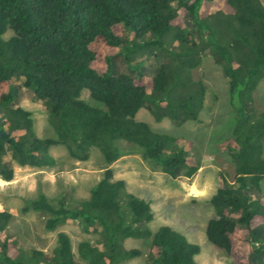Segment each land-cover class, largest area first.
Returning <instances> with one entry per match:
<instances>
[{"label":"trees","instance_id":"obj_1","mask_svg":"<svg viewBox=\"0 0 264 264\" xmlns=\"http://www.w3.org/2000/svg\"><path fill=\"white\" fill-rule=\"evenodd\" d=\"M7 30L13 35L0 54V179L5 182L15 179L13 162L20 167L53 165L48 150L56 145L65 146L78 161L97 148L110 166L120 158L118 140L140 147L171 178H190L199 169L190 155L193 143L153 131L136 114L146 107L156 121H197L205 88L199 82L177 100L154 104L146 103L148 93L174 89L185 72L199 67L206 52L240 101L264 68V0H0V36ZM120 53L130 73L113 76ZM144 55L157 61L154 76L139 70ZM14 79L35 100L46 102L56 138L35 135L31 114L15 105ZM82 90L104 108L87 105L80 99ZM234 107L231 135L216 143L229 154L234 177L231 181L219 172L209 200L214 216L206 222L205 235L230 264H264V112L250 118L244 101ZM124 188L107 167L87 201L69 209L62 198L41 196L22 211L46 213L47 231L61 222L83 220L84 232L99 235L78 244L88 264L139 256V250L123 248L128 238L151 239L147 264H195L199 247L182 233L166 226L152 233L124 223L118 202ZM128 205L134 223L153 219L150 202L128 195ZM11 219V212L0 210V264H23L16 260L19 246L9 228ZM29 257L31 264H77L64 232L56 234L52 253L32 249Z\"/></svg>","mask_w":264,"mask_h":264},{"label":"rangeland","instance_id":"obj_2","mask_svg":"<svg viewBox=\"0 0 264 264\" xmlns=\"http://www.w3.org/2000/svg\"><path fill=\"white\" fill-rule=\"evenodd\" d=\"M12 35L13 33L7 30L0 36V54L5 50L3 44ZM196 36L198 40L199 37ZM201 59L199 67L185 72L183 79L174 89L149 92L145 100L147 104L177 100L181 92L191 93L201 82L205 88L204 104L197 121H187L182 125H175L167 118L156 121L146 107L136 114L137 121L147 123L155 132L190 140L193 143L190 155L199 165L196 174L190 178L183 174L171 178L161 171L159 165L149 161L140 147L122 140L115 141L120 158L110 166L106 165L97 148L91 149L87 160L78 161L69 155L63 145L52 146L48 150L49 156L54 159L51 166L20 167L13 162L15 179L12 182L0 179V210L6 209L12 214L9 228L19 246L17 261L31 264L29 252L32 249L52 253L56 247V234L64 232L71 239L75 262L88 264L79 255L78 244L81 241L93 242L99 235L84 232L83 220L61 222L54 231H47L44 227L48 217L46 213L31 209L23 212L22 209L41 196L48 201L62 198L65 207L71 209L89 199L91 190L108 167L112 169L114 179L125 184V188L118 193V202L121 217L126 225L139 226L152 233L163 226L172 228L182 233L191 244L199 247V253L194 256L195 264H230L226 253L211 245L205 235L206 222L214 216L209 200L216 191L218 174L225 173L231 181L234 177V164L229 154L218 150L216 143L231 135L236 122L235 105L244 101L250 118L264 112V68L253 88L241 94L240 101L237 98L239 95L232 96L229 82L211 55L206 52ZM114 61L111 75L130 73L123 53ZM142 61L140 72L146 76H154L157 72V61L145 55ZM13 81L15 105L31 114L35 135L40 139L56 138V129L50 122L46 102L35 100L30 89L22 87L17 79ZM80 99L91 107L104 108L101 103L94 101L86 90H82ZM7 159L10 160V157ZM261 188L264 194V180L261 182ZM128 195L150 202L153 219L149 223H134L128 205ZM95 226L98 228L97 223ZM262 231L260 235H263L261 240L264 241V227ZM150 243V238L125 239L123 248L137 249L140 255L119 258L115 264H147Z\"/></svg>","mask_w":264,"mask_h":264}]
</instances>
